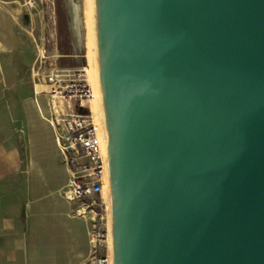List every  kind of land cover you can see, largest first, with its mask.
<instances>
[{
  "label": "water",
  "instance_id": "95a60500",
  "mask_svg": "<svg viewBox=\"0 0 264 264\" xmlns=\"http://www.w3.org/2000/svg\"><path fill=\"white\" fill-rule=\"evenodd\" d=\"M109 264H264V0H86Z\"/></svg>",
  "mask_w": 264,
  "mask_h": 264
},
{
  "label": "crops",
  "instance_id": "0c3cea01",
  "mask_svg": "<svg viewBox=\"0 0 264 264\" xmlns=\"http://www.w3.org/2000/svg\"><path fill=\"white\" fill-rule=\"evenodd\" d=\"M10 18L1 8L8 37ZM30 64L0 57V264H89L91 216L67 199L64 160L25 84Z\"/></svg>",
  "mask_w": 264,
  "mask_h": 264
},
{
  "label": "rangeland",
  "instance_id": "374dc122",
  "mask_svg": "<svg viewBox=\"0 0 264 264\" xmlns=\"http://www.w3.org/2000/svg\"><path fill=\"white\" fill-rule=\"evenodd\" d=\"M85 4V0H0V9L11 12V36L0 29V57H26L31 62L25 78L31 93L35 83L51 88L59 82L64 87L77 70L87 66ZM12 36L22 41L20 48ZM36 100L43 118L48 117L52 97L42 94ZM98 201L107 215L103 187Z\"/></svg>",
  "mask_w": 264,
  "mask_h": 264
},
{
  "label": "built area",
  "instance_id": "2783aa9c",
  "mask_svg": "<svg viewBox=\"0 0 264 264\" xmlns=\"http://www.w3.org/2000/svg\"><path fill=\"white\" fill-rule=\"evenodd\" d=\"M85 76L84 68L77 70L64 87L49 78L54 84L48 94L52 97L48 117L44 119L66 166L67 199L82 205L91 216L89 264H109L107 215L98 201L106 163L102 160L99 133L91 111L78 109L79 103L88 106L92 99L93 92ZM33 94L36 98L34 90Z\"/></svg>",
  "mask_w": 264,
  "mask_h": 264
},
{
  "label": "bare ground",
  "instance_id": "6f19581e",
  "mask_svg": "<svg viewBox=\"0 0 264 264\" xmlns=\"http://www.w3.org/2000/svg\"><path fill=\"white\" fill-rule=\"evenodd\" d=\"M85 2H86V0H85ZM85 27L87 29L86 30L87 31V34H86L87 35L86 36V42H87V52H86L87 53V55H86L87 66L84 68V71L86 73L87 81L89 82V85H90V87L92 89V92H93V87H92V82H91V60H90L89 35H88V21H87V4H85ZM52 88L53 87L47 88L44 85H37L35 83L33 90L35 92V95L38 96V95H42V94H49V91ZM49 106H50V104L48 105V107ZM78 109L91 111L92 116H93L94 123L97 126L94 92L92 93V99H90L88 101V106H86L85 103H79L78 104ZM97 131L99 133L98 126H97ZM104 196H105V199L107 201V197L105 195V192H104ZM107 229H108V220H107Z\"/></svg>",
  "mask_w": 264,
  "mask_h": 264
}]
</instances>
